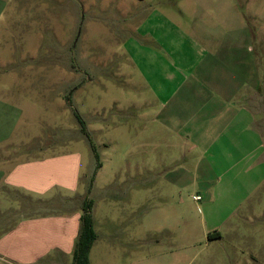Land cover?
<instances>
[{
    "label": "rangeland",
    "instance_id": "1",
    "mask_svg": "<svg viewBox=\"0 0 264 264\" xmlns=\"http://www.w3.org/2000/svg\"><path fill=\"white\" fill-rule=\"evenodd\" d=\"M258 3L264 0H0V156L17 165L74 155L79 169L75 192L63 191L71 201H56V188L44 195L46 233L30 249L25 242L39 230L16 227L30 219L20 214L24 191L4 184L14 166L0 160V264H71L75 243L45 218L60 216L79 230L78 197L92 203L89 264H264V172L259 183L253 170L233 171L218 187L202 182L192 168L197 155L164 135L124 48L155 9L193 32L208 19L195 18L198 4L234 5L240 20L247 4ZM254 62L251 130L261 137L263 165L264 57ZM183 158L187 175L169 172ZM49 228L59 244L48 243ZM214 231L218 237L209 238Z\"/></svg>",
    "mask_w": 264,
    "mask_h": 264
},
{
    "label": "crops",
    "instance_id": "2",
    "mask_svg": "<svg viewBox=\"0 0 264 264\" xmlns=\"http://www.w3.org/2000/svg\"><path fill=\"white\" fill-rule=\"evenodd\" d=\"M247 7L245 12L240 11L241 19L236 20L234 5L198 4L195 18L208 19L196 23L193 32L155 9L138 25L137 37L124 45L130 65L151 93L155 104L152 113L167 128L164 135L177 139L179 148L185 149L183 154L197 155L192 168L209 187H218L224 181L227 184L233 171L253 170L256 183L263 181L259 172H264V164L256 161L263 144L259 133L251 130L249 106L252 87L257 92L252 79L254 59L264 57V5ZM0 160L2 168L14 166L7 171L4 184L24 191L19 197L23 205L20 214L30 219L16 227L35 232L38 229V239L25 242L30 249L37 248L46 233L43 197L56 188V201L64 204L73 199L63 191L75 192L77 157L9 165L2 154ZM187 164V158L174 159L168 164L173 166L169 172L182 171L186 176L190 170ZM78 199L81 208L84 198ZM76 217L79 219L77 215L70 219ZM45 220L57 231L61 228L58 233L65 243H75L77 223L67 224L60 216ZM49 230L48 243L59 244L52 228Z\"/></svg>",
    "mask_w": 264,
    "mask_h": 264
},
{
    "label": "trees",
    "instance_id": "3",
    "mask_svg": "<svg viewBox=\"0 0 264 264\" xmlns=\"http://www.w3.org/2000/svg\"><path fill=\"white\" fill-rule=\"evenodd\" d=\"M77 119L80 124L81 133L87 137L88 132L86 131L84 121L79 116H77ZM99 167L100 165L97 164V168ZM91 207L92 203L90 200H88L87 198L82 200V215L80 216V228L78 230L75 245L73 248L71 264H89V250L94 240L96 239V233L93 229V221L91 217ZM208 237H218V233H209Z\"/></svg>",
    "mask_w": 264,
    "mask_h": 264
},
{
    "label": "built area",
    "instance_id": "4",
    "mask_svg": "<svg viewBox=\"0 0 264 264\" xmlns=\"http://www.w3.org/2000/svg\"><path fill=\"white\" fill-rule=\"evenodd\" d=\"M193 199H194V200H198V199H199V197H197V196H194V197H193Z\"/></svg>",
    "mask_w": 264,
    "mask_h": 264
}]
</instances>
